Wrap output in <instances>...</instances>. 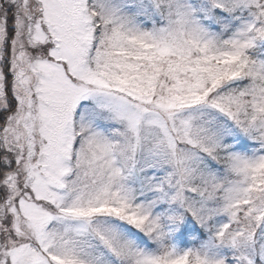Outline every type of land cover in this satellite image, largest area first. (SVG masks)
Segmentation results:
<instances>
[{
	"label": "snow or ice",
	"instance_id": "1",
	"mask_svg": "<svg viewBox=\"0 0 264 264\" xmlns=\"http://www.w3.org/2000/svg\"><path fill=\"white\" fill-rule=\"evenodd\" d=\"M0 264H264V0H0Z\"/></svg>",
	"mask_w": 264,
	"mask_h": 264
}]
</instances>
